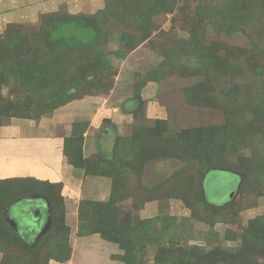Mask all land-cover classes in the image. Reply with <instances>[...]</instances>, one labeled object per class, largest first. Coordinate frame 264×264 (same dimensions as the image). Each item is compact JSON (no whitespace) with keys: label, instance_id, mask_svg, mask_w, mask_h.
<instances>
[{"label":"rangeland","instance_id":"rangeland-1","mask_svg":"<svg viewBox=\"0 0 264 264\" xmlns=\"http://www.w3.org/2000/svg\"><path fill=\"white\" fill-rule=\"evenodd\" d=\"M103 2L99 10L93 4L74 8V16L98 32L96 49L53 52L45 40V13L35 23L0 30V126L25 115L35 121L49 117L52 110L39 100L74 84L79 86L70 96L74 100L104 96L115 105V116L100 130L106 129L112 143L117 139L115 157L103 160L96 154L84 168H74L81 191L69 208L80 215L81 204L94 203L95 230L115 240L118 259L123 248L129 249L132 264H264V0ZM7 5L0 0V9ZM38 8L43 9L39 3ZM53 13L70 15L66 8ZM16 14L2 16L13 20ZM115 50L125 51V58L114 57ZM92 69L97 76L86 79L82 73ZM21 71L30 80L43 74L31 82L36 95L28 100L19 93L23 83L16 73ZM214 127L234 131L239 143L232 152L204 147L199 130ZM98 137L92 131L83 134L86 153L92 155ZM100 154L111 156V151ZM215 164H241L246 177L239 186L233 173L209 172L203 183L206 208L197 199L196 180ZM238 186L232 204L221 209ZM69 192L60 184L1 183L0 215L21 195L33 193L50 199L53 215L52 228L35 250L13 247L15 240L0 221V248L18 249L27 258L23 264L64 259L71 246L63 202ZM24 201L15 202L13 213L17 221H32ZM148 202L158 217L151 232L140 235V210Z\"/></svg>","mask_w":264,"mask_h":264},{"label":"crops","instance_id":"crops-1","mask_svg":"<svg viewBox=\"0 0 264 264\" xmlns=\"http://www.w3.org/2000/svg\"><path fill=\"white\" fill-rule=\"evenodd\" d=\"M7 1V7L0 9V30L9 24L35 23L43 13L51 14L60 8H66L68 14L74 15L76 13L74 8L77 4L80 7L92 6L93 4L97 10L104 5L103 0H65L63 3L60 0ZM80 2H83V4ZM38 3L43 9L38 8ZM12 11H16L18 18L13 20L3 18L2 14ZM114 106L110 101L108 103V99L104 96H86L66 103L54 110L49 117L38 121L16 119L8 125L0 126V182L12 178H34L41 182L60 184L62 190L67 187L70 189L63 202L67 208L64 215H66L65 224L70 228L68 239L71 245V255L69 260L65 262L52 261L51 264H123L115 257L120 251L115 243L101 238L98 233L78 234L79 224L77 223L80 215H78V211L72 210L69 206L72 205L71 203L75 201L74 197H77L81 191V181L74 176V167L67 162L62 153L64 138L70 135L72 124L74 122H86L88 126L84 136L86 137L89 131L99 135L98 143L94 146L92 155L95 156L97 148H99V151L109 154L112 150V139L106 131L102 132L100 127L105 120L112 119L115 109L111 108H114ZM24 121L27 123L25 124ZM54 125L63 126L64 129L62 132H52L51 128ZM82 147L84 157L91 156L90 153L85 151V142ZM38 198L43 197L33 195L27 201L33 203ZM19 200L21 199L8 205L3 214V219L6 227L11 232L20 238H24L27 244L32 246L50 229L51 224L49 228L40 233L48 216L52 220V211L48 201L44 199L47 203V210L46 214L44 211L46 217L40 229L30 234H28L29 230L28 233L19 234L17 218L13 213ZM40 204L38 203V205ZM154 209L152 202L146 203L140 210L141 219L154 217ZM111 244L115 246H108ZM101 250H104V254L101 253ZM3 257L4 254L0 252V264H2ZM103 257H105V260L100 263Z\"/></svg>","mask_w":264,"mask_h":264},{"label":"trees","instance_id":"trees-1","mask_svg":"<svg viewBox=\"0 0 264 264\" xmlns=\"http://www.w3.org/2000/svg\"><path fill=\"white\" fill-rule=\"evenodd\" d=\"M62 14H46L43 17V21H47L48 23V28L44 31L45 33V40L46 42L50 45V47L52 48L53 52L55 51H68L70 52L73 49H78V48H93L96 49L97 46V40H98V32L96 31V29L92 26L87 25V23L83 20H79L77 18V16L74 15H69V16H61ZM67 17V18H65ZM56 53V52H55ZM125 51L123 50H115L113 51V55L114 57H116L117 59H121L123 60L125 58ZM102 61L105 63H107L105 58H101ZM19 68H23L24 67V63L20 64L18 63ZM27 69V68H26ZM25 71V70H24ZM24 71L18 72L16 74H19L21 76H18V80L19 82L23 83L22 88L20 89L19 93H21L22 95H25V98L28 100V98H31V96L36 95V92L32 91L31 89V82H36L37 80H40V78L43 77V74H40V78L36 79V76L32 77V80H30L28 78L27 75L23 74ZM97 72L98 70H89V72H83V74L86 75V79L88 78H93L94 76H97ZM24 76V77H23ZM30 77V75H29ZM80 79L85 82L84 78L81 76V73L79 75ZM23 78V79H22ZM79 88V86L77 84H74V86L70 87L69 89H65L62 90L61 93L59 95H55V94H49L46 95L45 98L40 99L39 101L42 103H47V105H49V109H51V113L56 110L59 107H62L63 105H65L66 103L74 100V98L72 99L71 94H73L74 91H76ZM0 96L2 98H4L1 94ZM15 96H17V94L14 95V99ZM89 96H96V94L93 95H89ZM97 96H99L97 94ZM1 99V98H0ZM13 99V101H14ZM78 99V98H77ZM75 99V100H77ZM7 100H10L7 99ZM36 101V100H35ZM44 111V110H43ZM50 113V114H51ZM144 113V112H143ZM26 117H19L20 119H29V117L27 115H25ZM32 120V119H30ZM78 126H80V128H78ZM88 124L86 122H74L71 126L72 128V132H70V135L64 138L63 141V148H62V153L64 155V157L66 158L67 162L74 168L76 167H82L84 168L85 163H86V159H89L90 157H95L96 154H99L101 159L103 160H107V159H113L115 157V150L117 148V139L113 140L112 143V150H111V156H107V157H103L101 156L100 153H102V151H99V148H97L96 150V154L88 156V157H84L83 155V151H82V146H83V134L87 129ZM106 129H104L102 132H105ZM101 132V134H102ZM234 131L229 128H201L199 130V134L202 137V144L204 145V147L210 149L211 148V152L214 153V149L217 147L219 149H221L222 151H225L227 153L232 152V150H234V147L237 146V144L239 143L238 140H236L237 138L235 136H233ZM102 136V135H101ZM79 137V138H77ZM236 138V139H235ZM99 157V158H100ZM216 165V166H215ZM212 167L208 168V171H206V173L204 172H200L198 174L197 180H196V196L197 199L199 200V202L201 203L202 206L209 208V204L206 202L205 197H204V188H203V183L204 180L206 178V176L208 175L209 172L211 171H226V172H230L233 173L235 175H237L240 179L239 182V186L241 185V183L243 182V180L246 177V172L245 170H243L242 168L239 167L238 164L237 167L231 166V165H226V164H215ZM93 169V175H98L95 172V169L92 167ZM88 172V171H87ZM90 173V172H89ZM13 181H28V182H35L38 184H46V185H54L51 184L49 182H41L39 180H36L34 178H12V179H8L5 180L1 183H5V182H13ZM239 186L237 188V190L232 193L231 199L230 201L225 204L220 206L221 209H225L227 207H229L235 197V195L238 192ZM32 195H39L41 197H43L44 199H46L48 201V204L50 205V209L52 211V215H53V206L52 203L50 201L49 198H45L44 196L37 194V193H33ZM31 196V195H30ZM29 195H21L19 197V199L22 200H29L30 198ZM18 200V199H17ZM32 202V201H31ZM231 203V204H230ZM86 204V207L84 206ZM10 205V204H9ZM82 206L80 207V216L82 218V221L79 223V227H78V234L83 235V234H87V233H98L100 235L101 238L108 240L110 242L115 243V240H110L107 239V237H103L102 233L98 230H95L94 225L95 223L93 222V213L95 211V204L94 203H90V202H84L83 204H81ZM8 205L6 207H4L2 209V212L0 215V221L1 223L5 226L4 227V233L6 235L8 234H12V238L15 240L13 241V244H11L13 247H19L22 250L24 249V251L26 249H34L36 247H38V243L40 240L43 239V237L47 236V232L50 231V229L52 227H50V229L39 239L37 240V242L34 244V246L28 245L26 240L24 238H20L18 237L15 233L11 232L7 227L6 224L4 222V217L3 214L5 212V210L7 209ZM156 217H151V218H146V219H141L139 221V224L137 225V232L138 234H149L151 232L150 228H152L151 222L152 220H154ZM172 217V216H170ZM257 220L254 222L255 224H257ZM101 228V227H100ZM258 229L261 231L262 227ZM68 238V237H67ZM117 244V243H116ZM69 248H65L66 249V254L64 259L60 260L59 258H54V260L51 258L50 260L58 262V263H62L65 262L67 260H69L70 255H71V247L68 246ZM125 249V250H124ZM35 250V249H34ZM123 254L119 257L115 256L119 261H122L123 264H132L130 258H129V253L130 250L123 248ZM10 251V250H9ZM0 252H2L4 254L3 257V261L2 264H23L27 261V258L25 256V254H22L20 252H18V249H12L11 252H6L5 250L0 248ZM9 256L10 259L7 261L5 256ZM207 264H212L207 263Z\"/></svg>","mask_w":264,"mask_h":264},{"label":"water","instance_id":"water-1","mask_svg":"<svg viewBox=\"0 0 264 264\" xmlns=\"http://www.w3.org/2000/svg\"><path fill=\"white\" fill-rule=\"evenodd\" d=\"M34 199V198H33ZM41 202V205H38V203ZM24 203H26L25 207H24V213H27L29 215H31V218H33L32 221L29 220V218L27 219H23L22 221H20L21 217H18V221H17V225H18V233H20L21 229H34L33 231H38L41 227V225L44 223V218L46 217L44 215V211H43V203H45V205L47 206V203L44 199L38 198L35 202H30V201H24ZM27 217L24 214V218ZM13 224H15L12 221ZM51 224V219L50 216H48L47 221L45 222V224L42 226L40 233L45 231L47 228H49ZM16 225V224H15Z\"/></svg>","mask_w":264,"mask_h":264},{"label":"clouds","instance_id":"clouds-1","mask_svg":"<svg viewBox=\"0 0 264 264\" xmlns=\"http://www.w3.org/2000/svg\"><path fill=\"white\" fill-rule=\"evenodd\" d=\"M20 234V233H19Z\"/></svg>","mask_w":264,"mask_h":264}]
</instances>
